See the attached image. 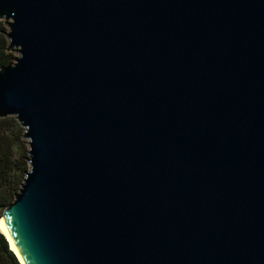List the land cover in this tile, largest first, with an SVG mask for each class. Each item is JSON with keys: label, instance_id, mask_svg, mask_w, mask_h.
<instances>
[{"label": "water", "instance_id": "95a60500", "mask_svg": "<svg viewBox=\"0 0 264 264\" xmlns=\"http://www.w3.org/2000/svg\"><path fill=\"white\" fill-rule=\"evenodd\" d=\"M0 21L20 264H264V0H0Z\"/></svg>", "mask_w": 264, "mask_h": 264}, {"label": "trees", "instance_id": "16d2710c", "mask_svg": "<svg viewBox=\"0 0 264 264\" xmlns=\"http://www.w3.org/2000/svg\"><path fill=\"white\" fill-rule=\"evenodd\" d=\"M0 21V32L8 35V28ZM0 33V70L14 63L16 57L9 50L10 42ZM9 51V52H8ZM24 129L15 118L0 120V220L14 202L29 171L28 142L23 140ZM0 264H20L6 237L0 232Z\"/></svg>", "mask_w": 264, "mask_h": 264}, {"label": "bare ground", "instance_id": "6f19581e", "mask_svg": "<svg viewBox=\"0 0 264 264\" xmlns=\"http://www.w3.org/2000/svg\"><path fill=\"white\" fill-rule=\"evenodd\" d=\"M0 232L6 237L8 243L10 245L11 250L16 254L18 260H20L22 262V260L19 256V253L17 252V250H16V248H15V246H14V244H13V242H12V240H11V238H10V236H9V234H8L4 224L2 222V220H0Z\"/></svg>", "mask_w": 264, "mask_h": 264}, {"label": "rangeland", "instance_id": "374dc122", "mask_svg": "<svg viewBox=\"0 0 264 264\" xmlns=\"http://www.w3.org/2000/svg\"><path fill=\"white\" fill-rule=\"evenodd\" d=\"M13 54L16 58L19 57L18 53L13 52Z\"/></svg>", "mask_w": 264, "mask_h": 264}]
</instances>
